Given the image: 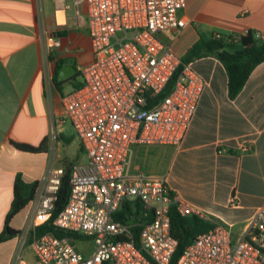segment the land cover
<instances>
[{"label": "built area", "instance_id": "built-area-1", "mask_svg": "<svg viewBox=\"0 0 264 264\" xmlns=\"http://www.w3.org/2000/svg\"><path fill=\"white\" fill-rule=\"evenodd\" d=\"M79 2L86 7L92 57L78 68L80 82L59 99L87 159L71 165L66 201L51 219L78 236L31 232L27 245L33 262L24 260L18 244L9 264H170L177 242L169 230V207L180 215L202 214L171 190L163 175L128 166L132 143L179 142L204 86L190 62H181L157 36L185 24L178 14L184 0H72L74 7ZM35 15L39 70L51 107L50 52L58 40L38 9ZM176 70L170 89L160 95ZM62 172L47 163L28 201L21 234L50 216ZM123 203L138 213L121 214ZM75 239H91L92 252L76 250ZM171 264H264V202L236 238L227 225L212 222Z\"/></svg>", "mask_w": 264, "mask_h": 264}, {"label": "crops", "instance_id": "crops-1", "mask_svg": "<svg viewBox=\"0 0 264 264\" xmlns=\"http://www.w3.org/2000/svg\"><path fill=\"white\" fill-rule=\"evenodd\" d=\"M37 9L58 40L50 52L53 75L64 63L74 67L52 83L51 107L39 70ZM178 14L185 24L157 36L179 59L188 47L215 34L237 37L246 29L264 33V0H184ZM91 57L83 2L74 7L72 0H0V230L16 176L37 181L48 162L61 167L78 162L68 154L73 141L81 147L71 126L74 137L67 131L59 95L65 85L71 89L80 82L78 68ZM188 61L204 86L182 137L177 144H146L140 165L131 163L130 147L128 169L163 175L171 190L200 210L201 218L227 225L234 239L264 202V59L233 96L227 93L226 71L217 56ZM10 141L41 147L25 151ZM28 205L7 219L16 232L0 240V264H9L25 237L22 257L33 262L31 251L25 253L28 237L21 234Z\"/></svg>", "mask_w": 264, "mask_h": 264}, {"label": "trees", "instance_id": "trees-1", "mask_svg": "<svg viewBox=\"0 0 264 264\" xmlns=\"http://www.w3.org/2000/svg\"><path fill=\"white\" fill-rule=\"evenodd\" d=\"M261 44V47H257ZM236 49H241L239 52H235ZM225 50V51H224ZM214 54L222 62L226 71V85L227 93L229 96H233L242 86L249 71L259 61L264 59V38H260L255 35L253 29H246L242 34H239L236 38L230 35H212L208 38L201 39L197 43L191 45L186 50V56L184 59H180L181 62H187L194 56H200L204 54ZM180 66H178L177 70ZM177 70L170 76L166 86L160 92L163 95L167 92L175 78ZM54 83H58L55 74L53 75ZM76 86V84H75ZM12 146L17 149L25 151H33L39 149L41 146H32L26 143H19L10 141ZM71 163H64L62 166L63 172L60 177L58 189L56 192V199L54 201V208L50 216L29 229V233L34 232L36 234L51 231L54 234L68 237H77L76 233H72L69 230L55 227L51 223V219L54 214L63 206L66 201L69 189V173ZM36 181L25 182L16 176L12 184V198L9 207L5 214V220L3 228L0 230V240L5 239L7 236L12 235L15 230L11 229L7 225V219L16 213L22 206H24L31 198ZM131 208V207H130ZM129 204L123 203L120 206L119 212L122 214L126 211L134 214L138 213V209L131 211ZM169 230L171 235L176 239V247L172 254L170 264L173 263L180 253L181 249L200 231L207 229L212 225L211 222L198 217L195 214L180 215L171 205L169 207ZM132 239H135L137 226H132Z\"/></svg>", "mask_w": 264, "mask_h": 264}, {"label": "rangeland", "instance_id": "rangeland-1", "mask_svg": "<svg viewBox=\"0 0 264 264\" xmlns=\"http://www.w3.org/2000/svg\"><path fill=\"white\" fill-rule=\"evenodd\" d=\"M64 90L67 91L70 89L69 85H65ZM65 125L67 126V131H69L71 133V135L74 137V133L72 132L70 126L71 124L69 123V121L67 120L65 122ZM72 127V126H71ZM73 129V128H72ZM146 144H140V143H133L131 144V150H132V157H131V163L133 165L135 164H139L140 165V158L142 156V152L143 149L145 147ZM68 149V154L69 156L74 159L76 158L78 160V162H85L86 161V154L85 152L81 149H78L76 146V142H72L70 146L67 147ZM28 237L29 240V232L26 231V233L24 234ZM27 243V239L26 237L22 240V246H26L25 244ZM73 244L76 250H78L79 252H81L83 255H89L92 250H93V241L91 239H86V240H73ZM25 253H30V250L27 248ZM27 258H31V255H24Z\"/></svg>", "mask_w": 264, "mask_h": 264}, {"label": "water", "instance_id": "water-1", "mask_svg": "<svg viewBox=\"0 0 264 264\" xmlns=\"http://www.w3.org/2000/svg\"><path fill=\"white\" fill-rule=\"evenodd\" d=\"M257 47H261V44H259ZM241 49H236L235 52H239ZM225 51V50H224ZM74 70V67L68 63H64L60 65L57 70H56V79H60L63 77L65 74L69 73L70 71ZM132 218H129L127 221L130 222Z\"/></svg>", "mask_w": 264, "mask_h": 264}, {"label": "flooded vegetation", "instance_id": "flooded-vegetation-1", "mask_svg": "<svg viewBox=\"0 0 264 264\" xmlns=\"http://www.w3.org/2000/svg\"><path fill=\"white\" fill-rule=\"evenodd\" d=\"M51 79H52V82H54V80H53V72H52V75H51Z\"/></svg>", "mask_w": 264, "mask_h": 264}]
</instances>
